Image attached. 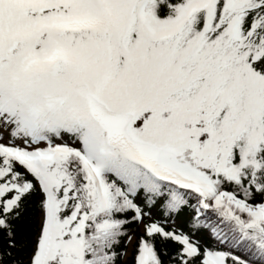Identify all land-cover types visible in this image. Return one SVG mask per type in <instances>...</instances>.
Here are the masks:
<instances>
[{
  "label": "snow or ice",
  "instance_id": "1",
  "mask_svg": "<svg viewBox=\"0 0 264 264\" xmlns=\"http://www.w3.org/2000/svg\"><path fill=\"white\" fill-rule=\"evenodd\" d=\"M264 264V0H0V264Z\"/></svg>",
  "mask_w": 264,
  "mask_h": 264
},
{
  "label": "trees",
  "instance_id": "2",
  "mask_svg": "<svg viewBox=\"0 0 264 264\" xmlns=\"http://www.w3.org/2000/svg\"><path fill=\"white\" fill-rule=\"evenodd\" d=\"M132 246H128V255L124 258V264H131L132 262Z\"/></svg>",
  "mask_w": 264,
  "mask_h": 264
}]
</instances>
